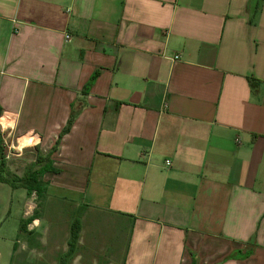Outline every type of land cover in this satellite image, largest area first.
<instances>
[{
  "label": "crops",
  "instance_id": "0c3cea01",
  "mask_svg": "<svg viewBox=\"0 0 264 264\" xmlns=\"http://www.w3.org/2000/svg\"><path fill=\"white\" fill-rule=\"evenodd\" d=\"M0 109L124 264H264V0H0Z\"/></svg>",
  "mask_w": 264,
  "mask_h": 264
},
{
  "label": "rangeland",
  "instance_id": "374dc122",
  "mask_svg": "<svg viewBox=\"0 0 264 264\" xmlns=\"http://www.w3.org/2000/svg\"><path fill=\"white\" fill-rule=\"evenodd\" d=\"M6 153L9 156L8 151ZM13 154L7 156V161L16 175L23 176L34 165L32 158L36 157V152ZM25 198V190L0 184V264H62V258L70 250L76 220L81 224L80 239L74 256L68 258L66 264H124L128 221L48 196L39 199L35 194L29 200L33 208L31 215L36 213L38 222L30 224L28 232L20 236Z\"/></svg>",
  "mask_w": 264,
  "mask_h": 264
},
{
  "label": "trees",
  "instance_id": "16d2710c",
  "mask_svg": "<svg viewBox=\"0 0 264 264\" xmlns=\"http://www.w3.org/2000/svg\"><path fill=\"white\" fill-rule=\"evenodd\" d=\"M1 112V109H0ZM72 120L68 126L61 132L59 139L53 149L47 154V156H37V159L33 166H31L24 174L23 177H11L7 168V154L4 148V140L0 132V183L7 184L13 189H24L27 192V196L31 197L36 194L39 199H45L48 182L43 181V175L47 172L55 173L56 169L53 167V162L50 160L52 154L58 150L63 137L71 130ZM38 217L36 213L28 219H22L20 224V236L23 233L28 232V226L32 224ZM81 224L79 220H76L72 226L71 240L69 242L70 250L66 257L62 258V264H66L68 258L74 256L77 248L78 241L80 239ZM16 249V245H15Z\"/></svg>",
  "mask_w": 264,
  "mask_h": 264
},
{
  "label": "bare ground",
  "instance_id": "6f19581e",
  "mask_svg": "<svg viewBox=\"0 0 264 264\" xmlns=\"http://www.w3.org/2000/svg\"><path fill=\"white\" fill-rule=\"evenodd\" d=\"M2 124L4 127H7L8 126V122L6 119H2L1 120ZM6 129V128H5ZM31 143H34V140L33 139H29V138H26V139H21L20 140V143H19V146L18 148H16L19 152H23L24 151V148L26 145H29Z\"/></svg>",
  "mask_w": 264,
  "mask_h": 264
},
{
  "label": "built area",
  "instance_id": "2783aa9c",
  "mask_svg": "<svg viewBox=\"0 0 264 264\" xmlns=\"http://www.w3.org/2000/svg\"><path fill=\"white\" fill-rule=\"evenodd\" d=\"M67 39H68V40H70V37H69V36H67ZM177 59H178V57L176 58V60H177ZM168 165H170V163H168Z\"/></svg>",
  "mask_w": 264,
  "mask_h": 264
}]
</instances>
